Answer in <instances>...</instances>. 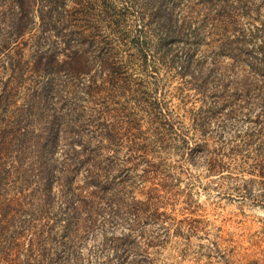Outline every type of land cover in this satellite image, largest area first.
Segmentation results:
<instances>
[{"label":"rangeland","instance_id":"374dc122","mask_svg":"<svg viewBox=\"0 0 264 264\" xmlns=\"http://www.w3.org/2000/svg\"><path fill=\"white\" fill-rule=\"evenodd\" d=\"M53 1L61 25L75 32L70 43L78 58L63 61L66 55L60 48V58L38 79L50 84L48 116L61 134L55 158L64 160L78 152L75 187L89 203L82 213L89 223L77 238L75 252L32 250L26 242L29 231L25 244L0 251V264H109V238L130 231L135 218L130 213L126 222L112 220L109 182L120 173L109 171L111 159L121 165L132 161L124 168L125 199H142L152 190L161 211L159 218L138 220L131 239L139 247L128 253L124 264L135 258L140 264H264V117L256 121L264 103L244 108L237 117L212 121L201 134L188 116L193 103L183 99L192 90L180 68L169 62L170 52L182 53L187 43L169 38L155 44L147 69L130 44L146 23L145 0ZM168 5L175 19L192 26L206 12L202 0H173ZM0 10L11 13L15 8L3 0ZM241 23L247 31L261 25L248 17ZM10 35V23L1 16L0 90L10 74L4 61L24 50L30 68L35 58L32 33L19 41ZM3 37L10 40L7 48ZM51 48L45 44L42 49ZM156 101L163 111L155 107ZM184 136L204 144L191 160L177 154ZM213 156L225 162L226 170H209Z\"/></svg>","mask_w":264,"mask_h":264},{"label":"trees","instance_id":"16d2710c","mask_svg":"<svg viewBox=\"0 0 264 264\" xmlns=\"http://www.w3.org/2000/svg\"><path fill=\"white\" fill-rule=\"evenodd\" d=\"M7 1L15 10L11 13L0 10V17L10 23L9 39L19 41L32 33L35 58L27 68L23 50L3 63L10 74L0 90V251L22 246L30 231L26 241L30 249L42 252L63 249L72 253L76 251L77 238L88 227L89 220L82 213L89 209V203L75 187L78 152L64 160L54 156L61 134L58 123L48 116L50 84L38 78L53 59L60 58V48L66 55L63 61L77 60V50L70 43L75 32L61 25L53 0ZM145 1L147 9L142 16L146 23L132 35L130 44L147 69L155 44L169 38L187 43L182 53L170 52L169 62L180 68L186 86L192 90L183 99L193 103L188 116L195 131L205 134L210 122L237 117L244 108L264 103L263 2L257 5V0H202L206 12L201 22L192 26L175 19L168 7L173 0ZM243 17L261 21V25L247 31L241 23ZM119 20L116 18L115 22L118 24ZM9 39L3 37V47L9 46ZM45 44L52 46L50 51L42 49ZM203 45L204 52L198 53ZM155 104L163 111L160 101ZM263 117L264 113H259L256 121L261 122ZM202 145L184 136L177 154L191 160L193 151ZM131 162L127 160L121 165L109 160V171L117 169L120 173L119 179L109 182L112 220L126 222L127 214L135 215L129 223L130 231L109 238L113 252L109 264H124L128 253L138 249L139 243L131 239L138 220L161 216L152 190L147 191L145 198L132 195L131 200L125 199L128 179L124 168ZM208 168L219 173L226 170V165L213 156ZM130 263L140 264L138 258Z\"/></svg>","mask_w":264,"mask_h":264}]
</instances>
